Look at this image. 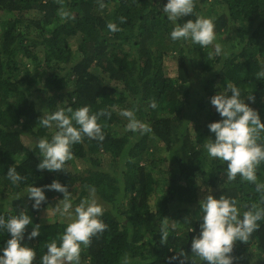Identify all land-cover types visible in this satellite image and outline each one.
Masks as SVG:
<instances>
[{
  "label": "trees",
  "instance_id": "trees-1",
  "mask_svg": "<svg viewBox=\"0 0 264 264\" xmlns=\"http://www.w3.org/2000/svg\"><path fill=\"white\" fill-rule=\"evenodd\" d=\"M166 3L0 0V216L26 211L32 217L23 243L36 252L33 264H41L46 245L69 223L42 218L62 193L45 190L47 200L32 208L27 188L33 184L67 185L73 209L90 197L87 186L96 188L107 227L81 246L80 264H121L125 255L129 264H206L191 253V240L199 232V201L208 191L233 199L241 213L251 204L264 207L254 183L239 175L228 180L226 163L202 146L214 139L207 125L221 119L210 98L227 83L240 89L264 123V79L256 78L264 69V0H194V14L185 19L211 18L222 56L208 55L214 45L202 49L190 40H171ZM109 22L120 30L111 32ZM168 57L177 66L174 77L165 72ZM153 100L156 109L149 107ZM84 105L111 113L98 119L104 140L84 136L72 146L64 170H38L43 157L36 141L50 140L55 131L38 126L43 111ZM122 109L133 110L151 131H125ZM258 143L264 144V133ZM13 165L26 178L17 185L6 177ZM256 176L264 183V162ZM257 223L246 242L234 244V264H264V219ZM37 224L40 236L29 240ZM8 238L0 230V247ZM173 255L177 259L170 261Z\"/></svg>",
  "mask_w": 264,
  "mask_h": 264
},
{
  "label": "clouds",
  "instance_id": "clouds-1",
  "mask_svg": "<svg viewBox=\"0 0 264 264\" xmlns=\"http://www.w3.org/2000/svg\"><path fill=\"white\" fill-rule=\"evenodd\" d=\"M100 7H104L102 2ZM194 7V0H167L163 5L162 12L173 25L170 39L190 40L202 49L214 45V52H209V56L226 55L222 45L215 42V24L211 18L196 15L195 19H185L194 14ZM63 14L68 15L66 12ZM119 19L123 23L126 18ZM107 28L111 32L120 30L114 22H109ZM256 78L264 79V69L256 74ZM247 100L252 101L254 97L250 96ZM210 103L221 119L207 125L209 132L214 134V139H206L202 144L203 148L210 158L226 163L224 174L228 180H235L239 175L254 183L256 191L262 194L261 199L264 201V183L258 182L256 176V167L264 162V144L258 143V138L264 133V123L259 112L246 103L245 99H241L240 89L232 83H227L226 87L213 95ZM149 107L156 109L157 102L153 100ZM101 115L110 117L111 113L103 110L93 113L87 105L76 109L67 106L52 112L43 111L38 126L54 128L55 131L50 140L41 137L36 141V147L43 157L36 165L37 169L49 172L64 170L65 162L72 158V146L80 143L84 136L103 141L104 132L98 122ZM119 115L127 119L125 131L141 134L151 131L150 125L138 119L133 110L122 109ZM6 177L13 185L26 179L20 175L15 165L9 167ZM87 187L90 197L81 200L74 211L72 193L67 185L58 180L43 187L33 184L27 188V196L33 201L34 210H39L47 200L45 190L62 193L63 198L52 208L59 216L70 218L64 232L46 245L47 251L41 257V264H80L81 246H87L91 237L106 229L107 225L101 219L104 206L96 199V188ZM16 198L19 199V194ZM199 208V232L191 240V253L206 264H234V244L249 239L259 226L257 222L264 219V207L251 204L241 213L233 199L223 195L216 198L208 191L199 201ZM31 223L32 217L26 211L7 219L0 216V230H5L10 237L0 247V264H33L36 252L23 243L26 227ZM39 228V224L35 225L27 238L32 240L40 236ZM190 231L195 229L190 228ZM160 233L162 243H165L168 236L166 225L161 227ZM176 259V255L169 258L170 261ZM121 264H129L127 255L122 258Z\"/></svg>",
  "mask_w": 264,
  "mask_h": 264
},
{
  "label": "rangeland",
  "instance_id": "rangeland-1",
  "mask_svg": "<svg viewBox=\"0 0 264 264\" xmlns=\"http://www.w3.org/2000/svg\"><path fill=\"white\" fill-rule=\"evenodd\" d=\"M32 14H29L28 17H31ZM176 63L174 60L170 59L169 57L165 59V63H164V68H165V72L166 74H168L169 76H175V69H176ZM77 165L78 167L81 169L82 168V164L78 163L77 162ZM74 211V209H73ZM46 217H57L58 219H61V220H66V221H69L70 222V218L67 217V216H59L58 214H56L54 211H53V208L51 209H48L47 211L44 212V215H42V218H46Z\"/></svg>",
  "mask_w": 264,
  "mask_h": 264
}]
</instances>
